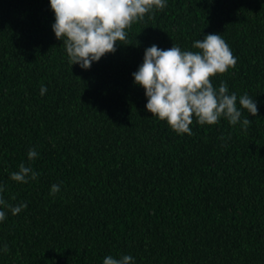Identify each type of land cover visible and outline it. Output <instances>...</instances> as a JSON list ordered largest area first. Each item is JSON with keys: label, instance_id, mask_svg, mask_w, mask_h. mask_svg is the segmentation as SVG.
<instances>
[{"label": "trees", "instance_id": "obj_1", "mask_svg": "<svg viewBox=\"0 0 264 264\" xmlns=\"http://www.w3.org/2000/svg\"><path fill=\"white\" fill-rule=\"evenodd\" d=\"M53 19L48 0H0V199L26 204L0 205V264H264V0H167L87 69L69 65ZM208 33L236 58L213 87L257 113L241 109L246 131L193 117L177 134L130 74L146 47L198 51ZM21 162L35 180L10 178Z\"/></svg>", "mask_w": 264, "mask_h": 264}, {"label": "clouds", "instance_id": "obj_2", "mask_svg": "<svg viewBox=\"0 0 264 264\" xmlns=\"http://www.w3.org/2000/svg\"><path fill=\"white\" fill-rule=\"evenodd\" d=\"M167 0H48L53 13L50 27L56 39L61 40L69 65L75 63L87 69L102 55L114 52L116 43L126 39V29L146 13L162 10ZM198 51L181 50L177 45L161 49L152 44L143 50L142 62L130 75L132 83L143 88L146 98L145 110L163 120L177 134L191 135L190 125L195 117L198 125L215 124L223 117L229 125L240 124L246 131L250 123L241 115L246 109L252 116L257 113L256 102L247 94L239 96L229 92L225 82L213 87L209 77L224 73L234 66L235 56L219 33L204 34L202 39L192 42ZM41 85L39 94L46 93ZM27 159L38 156L34 148L27 150ZM38 173L24 162L18 170L10 173L17 182L35 180ZM60 185H50L49 195H55ZM2 191V188H0ZM0 205L13 215L19 213L26 204L7 205L0 199ZM0 208V221L6 216ZM7 245L0 248L6 251ZM135 258L122 254L119 258L106 255L102 264H134Z\"/></svg>", "mask_w": 264, "mask_h": 264}]
</instances>
